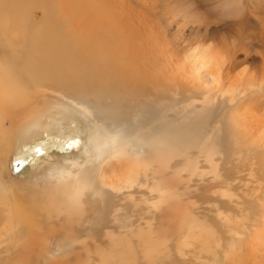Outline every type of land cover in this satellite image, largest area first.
I'll list each match as a JSON object with an SVG mask.
<instances>
[{
    "label": "rangeland",
    "instance_id": "374dc122",
    "mask_svg": "<svg viewBox=\"0 0 264 264\" xmlns=\"http://www.w3.org/2000/svg\"><path fill=\"white\" fill-rule=\"evenodd\" d=\"M68 1L26 0L27 8L0 7V62L12 58L5 40L29 43L36 38L56 39V35L71 51L57 64L71 60L76 52L70 44L74 46L88 35L80 33L86 28L69 17ZM83 2L81 9L92 16V23L102 22L98 20L101 15H111L151 51L150 62L158 65L161 77L155 99L169 103L158 105L166 106L159 112L160 118L166 116L169 124L178 126L176 115L180 113L185 125L193 118L194 126L205 123L210 144L220 143L222 155L213 156L224 159L220 171L233 185L227 189L235 193L240 189L242 197L248 185L256 193L247 198L245 208L236 209L224 200L220 193L224 185L215 183L212 174L203 179L188 175L185 157L177 156L171 168L154 166L155 175L166 185H158L157 190L150 182L147 188L143 163L113 156L100 166L97 176L98 186L107 191L104 215L84 198L82 206H67L65 200L73 196L76 178L96 168V162L90 164L96 148L88 140L85 119L76 114L65 116L39 98L40 113L25 118L19 110L9 112L13 124L5 133L6 140L0 135V264H264V0H115L113 6L108 2L96 11L85 8ZM155 25L161 43H155L156 29L150 32ZM99 28L97 34L89 35L90 40H106ZM72 61L85 74L92 71L93 64H83L78 58ZM15 68L21 70L22 66ZM20 79L21 88L34 96L29 107L41 91L51 95L72 88L42 82L41 91H36L27 84L28 76ZM46 79L40 80L50 82ZM95 83L97 88L100 84ZM90 84L86 80L85 85ZM0 85L3 90L2 82ZM62 94L72 99V92ZM122 106L126 107L123 102ZM36 122L40 124L36 126ZM157 124L150 127L155 129ZM7 128L8 123L0 133ZM59 131L79 137L81 143L65 152L54 148L34 166L13 173L11 163L20 145L46 141L48 134ZM237 150L241 153L236 155ZM201 161L198 168L208 173L211 168ZM137 177L134 196L125 191L120 201L114 191ZM211 205H219L232 221L222 220ZM82 210L85 219L79 223ZM95 213L105 218L99 226L90 216ZM123 223L132 229L119 228ZM19 230L24 236L20 237ZM68 238L73 245L63 244ZM217 248L224 249L220 260L213 259L218 256Z\"/></svg>",
    "mask_w": 264,
    "mask_h": 264
},
{
    "label": "bare ground",
    "instance_id": "6f19581e",
    "mask_svg": "<svg viewBox=\"0 0 264 264\" xmlns=\"http://www.w3.org/2000/svg\"><path fill=\"white\" fill-rule=\"evenodd\" d=\"M114 1L115 0H86V3H84L85 1L83 2V0L68 1L70 4V16H68L73 19L76 25L86 28L80 33L87 34L88 37L83 38L81 41L73 42L74 46L70 44L71 50L75 49L76 53L70 58L71 60H68L64 65L57 64V62L60 63L59 59L71 51L65 49L66 46L58 41L57 35L56 39H51L49 37L45 39L36 38L32 39L29 43H26L27 41L15 40L14 38L13 40L10 38L4 41V46L11 51L10 55L12 58L9 61L5 60L6 62H0V82H2L3 88V90L0 89V128L4 129V125L8 123V128L4 130L3 134L0 133V135L4 136L3 139L6 140L5 133L8 131L10 125L13 124V122H11L12 118L8 115L9 112L19 110L25 118L29 114L32 116L36 113H40L38 111L41 108L37 109L38 106L36 104L39 98L45 99V102H51V107L53 109L59 108V110L63 111L65 116L76 114L79 115L80 118L82 117L81 120H86L89 130L88 140L90 145L94 144L96 148L95 157L92 156L93 160L91 159L90 164L92 163L93 165V163L96 162V168L94 167L93 170H88L82 177L76 178L74 194L73 196L71 195L70 199L65 200L67 201V206L68 203H70L71 206L72 204L82 206L83 202L81 199L84 198L89 206L97 205L95 210H102L104 215L108 201L107 191L104 186H98L97 176L100 166L106 164L113 156L118 158L128 157L140 164L143 163L145 167L143 173L146 182L145 186L150 188L149 183L152 182L153 184L155 183L157 190L158 185H166V182H163L162 178L159 179V176L155 175L156 170L155 172L153 171V169H155V164H160L168 168L171 166L174 157L177 156L179 159L185 157L184 164L189 168L188 175L203 179L207 175L212 174L214 176L213 181H216L215 183L224 185L223 190L220 191L221 195L226 198L224 200H226L228 204H232L236 209L241 210V208H245V205H247V198H252L256 191L246 185L247 189L244 191L245 196L241 197L239 194L240 189H236V193L233 189H227L229 187L231 188L233 185L231 182H228L229 179L223 177L220 171L224 159L221 156L220 159L216 160L215 156H213L215 154L222 155L221 146L220 143L214 146L210 144L209 141L211 138L208 136L206 124L203 123L199 127L198 125L194 126L192 122L193 118L185 125L182 120L183 116L180 113L176 115L179 120L177 121L178 126L169 124V120H167L166 116L160 118L159 112L161 113V109L166 106H161V108H159L158 105L160 103H169L165 99L157 100L158 102L155 99L154 93L158 91V88H161V84H158L161 77L157 74L158 65L150 62L151 51L147 50V47L141 42L133 39L123 25L124 23L117 18L111 15L108 16V14L107 16L101 15V17H103H100L98 20L103 19L102 22L95 21V23H92L93 20L89 18L91 15H85V10L81 9L83 6L81 2H83L85 8H96V11L97 7L99 10L107 7L108 2L113 6ZM7 6L11 9L13 8V10L15 8L18 10L20 6L22 8L26 6L27 8L28 3L26 0H0V7ZM68 6L65 7L68 8ZM8 8L5 9L8 10ZM89 11L92 12V10ZM11 15L13 16V14ZM83 15L85 16L84 18ZM93 19L97 20L95 16H93ZM19 22L21 21L19 20ZM98 26L106 27L108 30L104 31ZM98 28L101 37L106 40L89 39V35L97 34ZM158 28L159 27L155 25L154 29L150 31L154 32L156 29L158 33V35L154 33L156 36L155 43H161L160 33L158 32L160 29ZM156 48L159 50L157 44ZM77 58L82 60L83 64L87 62L93 64L92 71L85 74L83 70H79L78 63L72 61ZM23 65H26V67H23ZM14 66H22V69L18 70ZM54 71L58 80H56ZM23 75L29 77V83L27 84H32V88L35 87L34 89L36 91H41L38 86L42 84V82L44 84L53 82L59 85L71 86L72 88L60 89L57 93H50L51 95H48L46 91H41L39 92L41 94L38 95V98L35 101L33 100L34 107H32L33 104L29 107V103L34 96H28L25 89L21 88L20 85L22 81L20 76ZM42 77H46V80L50 82L41 81L40 79ZM139 77H142L141 80H139ZM86 80L87 82H91L89 86L85 85ZM95 82L100 84L97 85V88H95ZM151 87L152 92L150 91ZM63 91L64 93L72 92V99L65 97L62 94ZM104 101L106 102L105 104ZM122 102L126 107L122 106ZM133 102L135 103L132 105ZM156 120L159 122L158 124ZM15 123H17V121ZM152 123L157 124L155 129L150 127ZM34 124L38 126L40 123L36 122ZM53 125L55 124L53 123ZM53 125L52 127H54ZM49 126L47 127L49 128ZM65 133L59 131L55 135L53 133L48 134L49 138L46 141H38L32 146L23 147L20 145L12 159L11 168L13 173L19 174L28 165L34 166L42 156H49V151L54 148L65 152L72 144L81 143L79 137L73 136L72 133V135ZM37 149H39V151H37ZM240 153V150H237L236 155ZM201 159H203V163L208 164L211 168L208 173L204 170H200V167L198 168V165L200 166L202 162ZM138 183L139 178L137 177L135 180L119 186L120 188L115 190L114 193L120 196V201L122 199L124 200L125 191L133 197L135 193L134 189L138 186ZM163 189L164 190L161 191L162 193L166 190V186L163 187ZM215 192L217 193L218 191ZM219 205L211 206L215 208V211L222 220L228 219L230 221V215L223 212ZM77 211L80 213V209H77ZM83 213L84 210L81 211L78 218L79 223L85 219ZM96 213H98V211ZM96 213L90 214V216L96 218L93 224L95 223L99 226L103 223L105 218H98ZM243 213L242 211V215ZM188 219L190 220V218H187V220ZM248 219H246V221ZM197 223H199V221H197ZM89 226L91 225L89 224ZM118 227L122 229H132V226H126L124 223ZM189 227H191V224H189ZM18 232L20 237L24 236L21 230ZM207 235L208 234L205 236ZM74 242H76V239ZM205 243H207V241ZM63 244L71 246L73 242L68 238L67 242ZM216 252L218 256L213 259L220 260L221 254L223 253L224 255V249L217 248Z\"/></svg>",
    "mask_w": 264,
    "mask_h": 264
},
{
    "label": "snow or ice",
    "instance_id": "6c2138e0",
    "mask_svg": "<svg viewBox=\"0 0 264 264\" xmlns=\"http://www.w3.org/2000/svg\"><path fill=\"white\" fill-rule=\"evenodd\" d=\"M37 151H39V149H37Z\"/></svg>",
    "mask_w": 264,
    "mask_h": 264
}]
</instances>
